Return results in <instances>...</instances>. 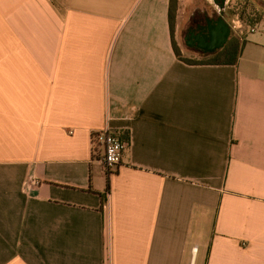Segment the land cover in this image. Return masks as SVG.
Masks as SVG:
<instances>
[{
  "label": "crops",
  "instance_id": "0c3cea01",
  "mask_svg": "<svg viewBox=\"0 0 264 264\" xmlns=\"http://www.w3.org/2000/svg\"><path fill=\"white\" fill-rule=\"evenodd\" d=\"M207 1L259 13L235 64L178 59L169 0H0V264H264V0Z\"/></svg>",
  "mask_w": 264,
  "mask_h": 264
},
{
  "label": "trees",
  "instance_id": "16d2710c",
  "mask_svg": "<svg viewBox=\"0 0 264 264\" xmlns=\"http://www.w3.org/2000/svg\"><path fill=\"white\" fill-rule=\"evenodd\" d=\"M246 4V2H244ZM179 7V0H169L167 18L170 29L171 45L175 56L181 61L192 64H235L241 51V47L244 43L243 31L239 32L240 35H234L229 38L226 44L219 49L217 52L211 55H202L199 58L183 57L176 45L174 40V26L175 17ZM230 16L238 15L240 22L245 24L247 27H251L256 24L259 20L258 12H246L245 6H239V4H233L227 12Z\"/></svg>",
  "mask_w": 264,
  "mask_h": 264
},
{
  "label": "built area",
  "instance_id": "2783aa9c",
  "mask_svg": "<svg viewBox=\"0 0 264 264\" xmlns=\"http://www.w3.org/2000/svg\"><path fill=\"white\" fill-rule=\"evenodd\" d=\"M240 28L239 19L237 18ZM92 148H97L100 152L98 163L104 172H108L112 167L119 164L122 160L127 141L121 139L109 127L95 130L91 133Z\"/></svg>",
  "mask_w": 264,
  "mask_h": 264
},
{
  "label": "rangeland",
  "instance_id": "374dc122",
  "mask_svg": "<svg viewBox=\"0 0 264 264\" xmlns=\"http://www.w3.org/2000/svg\"><path fill=\"white\" fill-rule=\"evenodd\" d=\"M180 2H181L180 3V12H179L178 18H177V13H176L175 26H174V32L176 29L178 30V32H176V34L174 33L177 37L176 45H177L179 51H180L181 47L184 49L183 53L180 52L182 56L199 58V57H195V55L193 53L188 51V48H186V46L184 44L182 35H183L185 28L188 25L189 18L195 13L194 12L195 9H203V10L210 11L212 8H216V6L214 7L212 1H207V0H183ZM200 13H202V12H200ZM204 13L212 15V13H214V12H204ZM225 19L227 20V23H229L230 28H231L229 33L235 34V35H240L238 28L234 27V23L232 22L231 16L226 12H225ZM177 25H178V28H177Z\"/></svg>",
  "mask_w": 264,
  "mask_h": 264
},
{
  "label": "flooded vegetation",
  "instance_id": "af4514ba",
  "mask_svg": "<svg viewBox=\"0 0 264 264\" xmlns=\"http://www.w3.org/2000/svg\"><path fill=\"white\" fill-rule=\"evenodd\" d=\"M217 17L218 14L213 13L212 16L209 17V19L206 14H204L203 17V13L196 14L194 17H192L182 35L185 45L189 48H200L197 37L204 39V41H207V27L211 24L214 25L216 23Z\"/></svg>",
  "mask_w": 264,
  "mask_h": 264
},
{
  "label": "water",
  "instance_id": "95a60500",
  "mask_svg": "<svg viewBox=\"0 0 264 264\" xmlns=\"http://www.w3.org/2000/svg\"><path fill=\"white\" fill-rule=\"evenodd\" d=\"M220 1L221 3L219 5V8H222L225 0ZM214 3L218 5V2L216 0H214ZM229 32L230 27L228 23L224 20L222 14L218 13L216 23L214 25H208L207 27V34L209 36V40L204 41V39L197 37L199 47L206 50H212L216 47H222L226 39L228 38Z\"/></svg>",
  "mask_w": 264,
  "mask_h": 264
}]
</instances>
